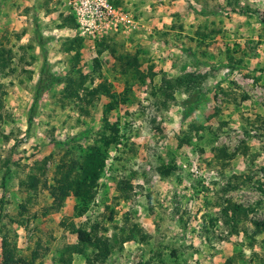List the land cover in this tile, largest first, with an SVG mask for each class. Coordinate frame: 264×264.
Masks as SVG:
<instances>
[{"label": "rangeland", "instance_id": "rangeland-1", "mask_svg": "<svg viewBox=\"0 0 264 264\" xmlns=\"http://www.w3.org/2000/svg\"><path fill=\"white\" fill-rule=\"evenodd\" d=\"M107 1L86 30L64 0H0V264L2 237L61 264L72 227L109 239L95 264H264V0ZM93 147L86 210L51 208L58 164Z\"/></svg>", "mask_w": 264, "mask_h": 264}, {"label": "trees", "instance_id": "trees-1", "mask_svg": "<svg viewBox=\"0 0 264 264\" xmlns=\"http://www.w3.org/2000/svg\"><path fill=\"white\" fill-rule=\"evenodd\" d=\"M9 59L8 54L5 51L0 50V69L6 68V63ZM195 78L192 73H185L179 77L173 79V84L176 86L189 85L194 82ZM186 100L185 102H187ZM117 128L114 133H110L104 136L103 145L108 148L113 143L118 142ZM92 149V150H91ZM90 151L85 153L80 160L67 162L62 160L56 167V174L53 176V183L49 187V194L52 197V206L54 209H60L63 200L68 195H73L78 199L80 208L78 213L82 214L86 210L87 204L93 197V189L96 185L101 170L104 166L105 156L107 151L101 153L99 148L93 147ZM37 179L34 175L28 176L26 186L29 188H35ZM123 181H117V189L122 198L127 197L126 189L124 188ZM240 206L233 205L231 207L232 215H236L239 212ZM253 230L255 232L264 231V219L252 220ZM72 231L77 235V242L69 245L66 252V257L61 264H73L72 253L83 254L85 256V264H95L96 262H104L111 253V245L108 238L99 239L94 232L84 228H73ZM85 248H91V254L85 255ZM16 246L11 245L6 237H2L1 240V264H11V259L16 257L17 261L21 264H26L24 257L16 255ZM232 261V257L227 258L225 264H229Z\"/></svg>", "mask_w": 264, "mask_h": 264}, {"label": "built area", "instance_id": "built-area-1", "mask_svg": "<svg viewBox=\"0 0 264 264\" xmlns=\"http://www.w3.org/2000/svg\"><path fill=\"white\" fill-rule=\"evenodd\" d=\"M74 13L82 29L91 30L97 24L110 21L116 16L112 5L107 0H64ZM124 18L123 15L120 16Z\"/></svg>", "mask_w": 264, "mask_h": 264}]
</instances>
